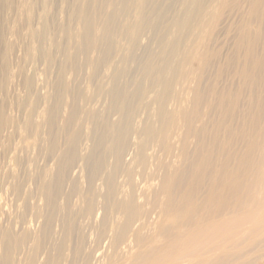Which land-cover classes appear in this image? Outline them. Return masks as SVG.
Masks as SVG:
<instances>
[{
  "label": "bare ground",
  "instance_id": "6f19581e",
  "mask_svg": "<svg viewBox=\"0 0 264 264\" xmlns=\"http://www.w3.org/2000/svg\"><path fill=\"white\" fill-rule=\"evenodd\" d=\"M245 1H246L245 4L248 3V4H251V6H252L251 13H249V15L252 18L251 17L248 18L249 17L248 16L243 22H241L243 25L240 29L241 30V38H239V40H238V46L243 47L245 49L244 50L245 51L244 52L245 60H244V63L241 64V67L238 70V73H239L238 78L240 76L241 80L244 84V87H247L249 89L248 91L250 94L251 101L249 99L250 103H249L248 109H249L250 117L248 118L247 117L248 114H247L246 116L242 115L244 118H239V119H241L240 121H242V123H241L242 127L240 126V128L238 127V129L242 128V131L238 130V132H240V134L237 133L238 135H240L239 137L242 139V141H244V146H245V150H246L244 152L240 151L241 152L240 153V152H237L236 150H233L234 148L232 149L229 147L231 145L229 140L231 141V138H234V136L233 137L231 136V135H233V129L232 128L231 129L226 128L227 133L225 132L226 134H224V136H226V137H224L225 139L221 138V136H222L221 134L224 132L222 130H221L222 132L220 131L221 127L223 128V126L225 125L226 122H228V121L232 122L233 120L236 119L234 117V115H232V113H229V112H231V110H233L232 109L233 106L228 105L230 103L225 102L226 95H225V100H224V97L222 96L223 93L220 95H219V93L215 94L216 96L218 95L221 98L220 103H218V104H220L221 110L223 112V114L221 112V118L218 121L215 120L216 123L213 120H210L209 118H207L205 115H203V116L200 115L201 102L205 96V93L203 91H201L198 87H197L198 89L196 92L193 90V93L195 92V96H194V99L192 100L193 103H192V108H190V110H186L188 108H186V109L183 108L184 110L180 109L176 112L175 111L174 112H168L164 108L165 107L164 103L169 98L168 93H169V88H170L171 83H172V81L166 77V74L169 72V70L171 68L174 67V63H175L174 60L173 61L171 60V58L168 59L167 56L173 54L175 52L176 48H178L177 46H178V42L180 40L177 39V35L178 34L181 35L183 33V31L186 29L187 25H186L185 21L189 20L188 19V17H189L188 13H190V15L191 14L198 15L199 13L201 14V12L203 11L204 4H205L204 0H181V2H180L181 7L185 10V13L188 14L187 18H186V16L184 17L185 14L182 13V15H180L179 17H176L174 20H172L171 24L162 23L161 24L162 30L155 29L157 34L154 33L153 34L154 37H152V38L156 39L159 46L161 47V52H160V55L158 56L159 62L157 64H154L151 61H147L148 62L147 65L145 64L142 71H140L141 76L140 77L138 76L139 79L136 76L134 77L133 75H132L133 77H131V74H130L131 72L128 71L127 74H124L122 70H120V69L118 70V68L116 67L113 70L112 74L110 75L107 85H103L100 81H98L97 85L95 83V85L98 86V92L97 93H98L99 97L97 96V98H100V97L105 98L104 101H106V100L107 101L105 102L106 105H105V103H103L105 107L104 106H102L103 108L101 107V109H103V110H98V111L94 110L87 115L88 117L85 118L84 123L87 122L89 128L87 129L88 131H86V133H84V134H82L80 132V130H78L79 128L76 129L75 131L73 129L70 132H68L70 130L69 129L70 126L73 124L72 123L73 120H71V118L74 117L72 115L73 110H71V112L69 113L68 118H66L63 122H60V123H62L61 124L62 126L56 127L55 119H57V118L54 117V114L56 113V111H54L55 109L53 107L55 106V103H57V102L60 103L62 101V98L65 97L64 88H63L60 80L56 79V81H55V79H54L53 82H51L52 80L50 82H48L47 80H44V83H43L45 85L44 89H46V87L47 88L51 87V90H52V94L51 95L48 94L45 97H39V95L36 94V92H38V90L42 91V89H43V86L41 84L42 79H40L41 80L40 81L38 78V80L41 83L36 82L37 85L35 84L36 85L35 87H34L33 82H35L37 80V77H34V75H33V77H34L35 81H33L32 78H27L28 76L23 78V81L21 80L23 82L24 92H25V95L27 97H30L32 99L34 98L36 102L38 101V103L41 99L44 98L43 100L46 102L47 107L49 105V102L52 99L54 100V102H52L53 105H51V103H50L51 106L49 105L48 109L42 110V112L44 111L43 114L40 112L42 116L47 115V120L45 122V126L47 127V131H46L47 132V134H46L47 140L46 139L45 140H46L47 145H49L48 149L45 148V149H47V151H49V152L46 151L47 152L46 155L48 156V158L45 159L44 162L42 160L43 158L41 160L44 164H45V161H47V163L49 161H51L52 162L51 166H53V167L50 166L51 168H49L48 167L49 165L45 166V165H47V164H45L44 167L42 169H40V166L38 165L39 163L37 164L36 161L34 162V160H33L32 163H35L34 164L35 167H36V165H38L39 169H37L38 167H36V170L34 169L33 173L31 174V173H29V172H31V170L26 167V169L30 170L29 172L26 171V173L30 174L29 177L26 176V178H28V181H31V183H34L33 184L34 185V191H32V192L28 191L27 194L25 192V195L23 192V186H25L24 184L26 181H24L22 183V180L24 178H21L22 179L21 181L19 179V176L14 177L12 181L10 180L11 179L10 177H9L10 179L7 178L9 181H11V184L10 185L7 184V185L10 186L8 191L14 197V201H15L14 204L17 203L18 201H20L22 203L23 209L20 208L21 206L19 205L20 207L18 208V210L21 209L22 212L21 213L19 212L20 214L18 216L14 217L15 219L13 221L9 220L11 222L9 223L8 226L0 227V247H1V252H2V253L0 252V254H1L0 255V264H12V258H13L12 253L15 252L17 248H19V250H18V252H19L21 248L25 249V248H27V246L30 248V249L27 248V249H29L27 251H30V254H29L30 257H28V261H27L28 263L27 264H33L34 260L37 261L35 259V256H37L36 251L42 250V249L43 250H49V251L52 250V252H56V256L54 258H53V256L51 257L50 254L47 256H44L41 253L42 256L46 257V260L44 261L43 264H56V262L59 261V254H60L61 249H62L61 246L62 245L64 246V243L62 244V242H63V240H65V237H62V239L59 240L58 242L54 240L56 242V243H54V241H53L54 237L52 235V234H54V233H52V225H53V222L56 218H59V220L61 221L62 217L64 216L65 212L67 211V209H66L67 193L65 194L64 189H65V186L67 187V185L75 183V181H73L72 177L75 174L76 175L79 174L80 164H81V168L84 169V173L86 174L87 185H88V187H86V189L87 188L88 189H87L85 196H84L85 202H86V204H85L86 206L83 210L84 214L89 215V216H91V215L93 216V214H94V208H96V207H94L95 206L94 204H96L95 203V197L97 198V196L95 193L96 191L94 192L93 185L95 186V184H93V183L98 181L99 183H97V185L101 184L100 186L99 185L98 186L103 187L102 190H104L103 194H101L99 192L97 194L98 198L101 197V199H99L97 201L100 202V200H102V202L98 206V209L102 210L101 212H103V217H102L103 219H101L102 221L100 224L105 226L106 221L108 220V217H111V216H120L121 218L123 217V223L122 224L120 223L121 225L119 226L117 232H116V229H117L118 225L116 226L115 234H113L114 236L112 238V245L111 246L116 247L122 241V239L126 236V233L128 232V230L131 228L132 221L136 220V217L138 216V214H140L141 211H144L147 207H151V206H156V208L158 209L157 210L158 211L157 212V216H158L157 218H159V220H160L158 222L159 224L155 223L157 220L156 217L151 218L153 220L156 219L154 223L158 224L157 225L158 226L157 227V229H158L157 234H155V235L153 234L154 237L151 236V239H150V237L148 238L151 240V241L148 240L150 243L149 249L147 251L139 252L138 259L142 260V262H140L139 264H214L215 263L214 261L215 260L217 261L221 257V256L218 257V255L221 252L231 250V249H238L240 246V242L242 240L244 241V239L246 237H247L246 239L247 240L249 239V241L250 240L252 241L254 239L256 240V239H258V237H259V239L261 237V239L264 240V53L263 54L257 53L258 48H261L262 52H264V20H263V15H262L264 13V0H245ZM205 2H206V0H205ZM215 3H216V1H215ZM3 5H4V0H0V29H1V13L3 11ZM140 10H141V13L143 12V16L140 17L137 24L134 25V26L138 27L139 33H141L142 30H144V26L147 22V19L144 16V12L146 10V7L144 8L141 5ZM207 11L208 10H206L205 12H207ZM211 11H212V9H211ZM204 13H202V14L204 15ZM246 13H247V11H246ZM205 15H206V13H205ZM205 15H204V17H205ZM134 18H136V17H134ZM198 21H200V20L198 19ZM195 22L197 23V21H195ZM193 24H194V22H193ZM194 26H195V24H194ZM202 28H204V26ZM202 28H200V31L202 30ZM203 30H207L206 27ZM203 30L201 32H203ZM172 31H175V35L173 37H171L170 40H168L169 42L167 41L168 43H165V41H166L165 37L167 35H170V32H172ZM195 31H197V30H195ZM187 34H189V33H187ZM84 35L86 38H87V35L91 36L89 38L90 40L99 39V38H95L87 30L86 31L84 30ZM181 36H183V35H181ZM191 38L192 37H190V39ZM196 39H198V38L196 37ZM3 40L4 39L2 38V34L0 32V96H2V97L4 96V93H5L6 80L8 79V75L10 74L8 72L10 62H9V59H7V56H6L4 49H3V42H4ZM196 43H194V44H196ZM198 43H199V41H198ZM91 44L94 45V42H91V43H89V45H87V46L84 45L85 47H82L81 50H82V52H84L83 54H85V52L88 49H90V47H92ZM247 45H248V47H247ZM135 48H136V45L130 51L132 63L134 61L133 59L136 56V55L134 56V54H133V50L135 51ZM141 48H143V46ZM205 48H206V46H205ZM199 49H202V48L201 47L197 48L196 51H198ZM144 50H145L143 52L144 56L147 55L149 58H151L152 54L150 53L151 52L150 49H144ZM203 50H202V52H203ZM207 50H206V55H207ZM182 51H183V49H182ZM109 53H110L109 51H106L105 54L103 55L102 59H98V57H97V62L95 60L96 63H94V64L91 63V64H93V65H91V67H92L91 68L92 69V74H91L92 79H95V77L97 75L96 73L98 71V67L101 64L104 65L105 62H107L106 60L108 57H106V56ZM198 54H199V51H198ZM206 55L204 57H206ZM104 56L106 57V59H104ZM144 56L143 57L141 56L142 58H139V57L135 58L134 64L137 66V64L142 62V59H144ZM180 56H178V58ZM258 57H259V59H258ZM178 58H176V59H178ZM189 58L191 59V57H189ZM172 62H174V63L172 64ZM181 62H183V61L181 60ZM112 64H113V61H112ZM140 64H142V63H140ZM158 64H160V66ZM161 64H163V66H161ZM136 71H138V70H136ZM105 74H106V72H105ZM178 76H179V74H178ZM173 77H175V76H173ZM20 79H22V77ZM176 79L177 78H175V80ZM191 81H189L187 83H190ZM193 81L195 83L194 79H193ZM9 83H10V81H9ZM9 83H8V85H9ZM15 83H16V81H15ZM182 84H183V82H182ZM243 84L241 83V85H243ZM183 85H185V83ZM241 85H240V87H242ZM189 86H192V85H188L187 87H189ZM150 87L157 89V92H156L157 94L154 97V102L156 103L157 109H156V112L152 115L147 113L148 115L145 117V120H143V121L140 120L141 122L138 124V122L136 123V117H137L138 112L141 109H143L144 112H145V110L147 111L148 103H146L145 100H147L146 99L147 92L149 93L148 89ZM60 90H63L62 95H59ZM49 91L50 90H48V92ZM154 91H155V89H154ZM187 91H189V90H187ZM45 92H47V91H45ZM210 92L212 94V91H210ZM237 92H239V91H237ZM240 92H241V90H240ZM237 94H239V93H237ZM150 95H153V94H150ZM189 95H191V92L189 93ZM41 96H44V94ZM58 96H60L61 99ZM233 96H236V94H234ZM148 97H151V96L148 95ZM247 97H246V99H247ZM233 98H231V100ZM63 99H65V98H63ZM179 99L181 100V98H179ZM172 100H174V99H172ZM187 100L189 101V97L187 99H185L186 102H187ZM206 100H207V98H206ZM246 101H248V99ZM41 102H42V104H44L43 101H41ZM62 102H64V101H62ZM62 102H61V105H62ZM148 102H150V101H148ZM170 102L173 103L174 101L173 102L170 101ZM212 102L210 101L211 104H212ZM31 103H30V105H31ZM25 104H27V103L25 102ZM204 104H206V103L204 102ZM17 105H20V102ZM58 105H57V107H58ZM170 105H172V104H169L168 106H170ZM208 105H209V103H208ZM34 106H33V108H34ZM234 106H235V104H234ZM44 107H45V105H44ZM66 107H64V108H66ZM99 107H100V105H99ZM210 107H212V105ZM217 107H219V106H217ZM237 107H238V105H237ZM35 108H36V106H35ZM37 108H38V106H37ZM152 108H154L153 105H152ZM29 110H31V109H29ZM38 110H40V109H38ZM154 110H152V111H154ZM204 110H205V108H204ZM228 110H229V112H227ZM234 110H236V109L234 108ZM17 111H16V113H17ZM25 111H24V113H25ZM34 112H37V111L35 110ZM210 112H211V110H210ZM214 112H215V110H214ZM217 112H218V110H217ZM40 113H38V114H40ZM36 114H34V115L36 116ZM4 115L5 114H4V110H3V103H0V133L3 129L7 128V127H5L6 124H9L8 120H6ZM19 115H21V114H19ZM142 115H141V117H143ZM24 116L26 118V125L25 126L28 127L30 117L32 116V112H28V113L26 112V115H24ZM37 116H40V115H37ZM212 116H213V114H212ZM113 117H115V119ZM218 117H215V118L217 119ZM21 118H23V117H21ZM44 118H45V116H44ZM195 119H199L200 124H202L201 126L199 124H197L198 126H200V128H196V124H195L196 120ZM211 119H213V118H211ZM23 120H25V119H23ZM38 120H36V121H38ZM60 120H57V121H60ZM38 122H40V121H38ZM10 123H12V122H10ZM14 123H16V122H14ZM237 123H238V121H237ZM18 124H20V123H18ZM34 124L36 125V123H34ZM41 124L42 123H40V125ZM210 124H211V126H209ZM10 125H12V124H10ZM21 125H23V124H21ZM67 126H69V128L66 132ZM213 126H214V129H213ZM171 127H173V129H177V128L178 129L181 128V130L183 129L182 131L184 132V135H185L183 137L181 143H180L178 160L173 161L174 158L172 157L170 161H168L167 159H166L167 161H162L161 159H160L161 160L160 161V160H158L160 158L159 155H161L159 153H161V152L169 153L170 152L171 146L169 147L170 144L167 143V141H168V135H169V128H171ZM18 128H20V127H18ZM31 129H32V127H31ZM31 129L29 128V130H31ZM173 129H171V130L173 131ZM42 131H44V129ZM20 132L22 133L23 131H20ZM37 132L41 133L40 131H37ZM84 132H85V130H84ZM174 132H177V130H175ZM170 134H172V133H170ZM20 135H18V138H20L22 136V135L21 136ZM35 135H37V133ZM35 135H33V136L36 137ZM61 135L62 136L64 135L63 137L65 139V147L63 146L64 147V148L62 147L63 150L61 152L60 151L58 152V150L56 148V142H58L57 140L59 139V136H61ZM238 135H236V137ZM0 136H2V135H0ZM28 136H30L29 133H28ZM4 137H6V136H4ZM42 137H44V134ZM171 137H173V135ZM188 137H193V139L196 141V144L194 143L195 147L193 148L192 151H189L192 148L189 149V145L187 142L190 139ZM7 138H9V137H7ZM12 138H9V139L12 140ZM5 139H4V141H5ZM84 139L87 142H89L87 144H88V146H90L85 151L83 150L82 147H80L81 142ZM18 140H20V139H18ZM26 140H27V138H26ZM28 140H30V139L28 138ZM37 140H39V139H36V142H38ZM42 140H44V139H42ZM4 141L2 140L3 143H5ZM22 141H24V140H22ZM33 141L35 142L34 139H33ZM236 141H238V140L236 139ZM61 142H64V140ZM232 142H233V140H232ZM26 143L27 142H25V144ZM44 143H45V141H44ZM44 143H42V144H44ZM189 143H191V142H189ZM17 144H16V149H17ZM21 144H22V142H21ZM87 144H86V146H87ZM32 145L36 146L34 143ZM34 146H33V149H35ZM57 146H58V144H57ZM191 146L193 147V145H191ZM2 147H3V145H2ZM40 147H42V146H40ZM58 147H60V146H58ZM20 148L21 147L19 146V149ZM26 148L28 149V147H26ZM7 149L8 148L6 147V150ZM239 149H241V148L239 147ZM13 150H14V148H13ZM40 150H41V148H40ZM148 150L151 151V154H147ZM237 150H238V148H237ZM11 151H12V149H11ZM28 151H29V149H28ZM31 151H33V150H31ZM43 151H45L44 148H43ZM150 151H148V152H150ZM17 153L18 152L16 151V153H14V154H17ZM21 153L18 154L19 157L21 156ZM39 153H40V151H39ZM39 153H37V154H39ZM42 153H44V152H42ZM147 155L148 156L150 155V158ZM37 156H39V155H37ZM43 156L46 157L44 154H43ZM10 157L12 158V156H10ZM13 157H14V155H13ZM15 157H16V155H15ZM35 157H33V158H35ZM7 158H9V157H7ZM21 158H22V156H21ZM148 158L153 160V161H150L151 163L155 162V164L153 163L154 166L150 165L152 168H154L153 172H151L152 170H151V167L149 166V163H148V166L146 165ZM25 159H26V157H25ZM2 160H3V158H2ZM12 160H13V158H12ZM6 161H7V159H6ZM13 161H15V162H13ZM13 161L11 164L15 163L14 164L15 166H19L20 160H13ZM127 161H129V164H130V162L132 164V162L136 161L135 166H137V169H138V167H140V168H145V166H147L148 168L150 167L149 169L151 170L150 171L151 173H149L148 172L149 170L147 169L148 170L147 173L149 175V178H150V175L153 173L152 177H151L152 178L151 181H154L153 183H155V187L150 192L149 195L144 196V199H146V197L149 196V198H148L149 202L147 201L148 206L145 208H144V205H139L137 203V200H136L137 194L135 196V193L133 192V190H135L134 188H133V190H130L129 188H131V187L129 186V188H128L129 191L127 190L128 192H126V193L124 192L126 190L124 188L125 190H123V194L120 191L121 189L120 188L118 189V183L119 182H116V177L119 173L125 174L127 179L130 178V171L128 170L130 165L129 166L126 165ZM28 162H30V161H28ZM3 163H2V165H3ZM21 164H22V161H21ZM34 165H33L32 169L35 168ZM10 166H12V165H10ZM1 167L3 168V166H1ZM18 168L19 167H17V169ZM3 169H2V172L4 171ZM7 169H8V166H7ZM12 169H13V167H12ZM12 169H11V171H12ZM137 169H136V172L137 171L140 172V170H137ZM5 172H6V169H5ZM5 172H4V174H6ZM8 173H9V171H8ZM23 173H25V172L23 171ZM71 173L72 174L74 173L73 176ZM80 173H82V171H80ZM6 175H8V174H6ZM80 175H82V174H80ZM139 175H140V173H139ZM22 176H23V174H22ZM83 176H85V175H83ZM120 176H122V175H120ZM70 177L72 178V180ZM141 177H143V176H141ZM146 177H147V175H146ZM4 178H2V180ZM83 178L84 177H82V179ZM121 178H118L119 181ZM144 178H145V176H144ZM125 179H123L122 181H124ZM141 180L142 179H140V181ZM143 180H145V179H143ZM125 181H126L125 183L128 182L127 180H125ZM151 181H150V184L152 183ZM7 183H8V181H7ZM31 183H29V184H31ZM150 184L148 183L149 187L146 186V187H148V189L150 187L154 186V184L152 186H150ZM33 185H31V186H33ZM79 185L83 186L82 183H79ZM137 185H139V184H137ZM141 186L139 185L137 187H141ZM29 187H30V185H29ZM29 187H27V185H26V188H29ZM146 187H144V188H146ZM83 188L85 189V186ZM30 189H33V188L31 187ZM78 189H81V188H78ZM146 189H142V190H144V194L147 193V192H145ZM148 189H147V191H148ZM6 190H7V188H6ZM6 190H4V191H6ZM142 190H141V192H142ZM77 191H79V190H77ZM0 192H1V190H0ZM1 194L3 195V193H1ZM5 196H6V194H5ZM8 196H10V195H8ZM75 196H76V194H75ZM79 196H81V194ZM79 196H77V197H79ZM10 198H8V200ZM1 200H2V198H1ZM9 201H11V200H9ZM139 201H140V199L138 200V202ZM2 202H3V200H2ZM11 202H13V201H11ZM20 202H19V204H21ZM30 202L33 204L31 205ZM9 204L5 203V205L12 206ZM8 206H7V208H8ZM15 206H16V204H15ZM11 209H12V207H10V210ZM18 210H16V213ZM7 212H9V210ZM5 214H6V210L4 209L3 205H1V203H0V216H3V218H4ZM27 216L31 217L29 220L32 219V223L34 224V226H36L35 230H33V231L32 230L30 231L29 229L26 228V225L30 226V225L26 224V222L24 220V218ZM11 218H13V217L11 216ZM110 219H112V217ZM149 219H148V221H151ZM116 221H118V220H116ZM116 221H114V222H116ZM145 221H147V220H145ZM145 221H143V224L140 223V224H142L141 229L144 228V222ZM30 223H31V221H30ZM151 223H153V222H150V226H151ZM138 225L139 224L137 222L135 226H138ZM109 227L111 228V226H109ZM109 227H106V228L108 229ZM54 228H56V227H54ZM114 228L115 227L113 226V228H111V229L114 230ZM152 228L149 227L148 230L149 229L152 230ZM57 229L58 228H56V230ZM112 233H114V232H112ZM56 234H57V232H56ZM59 238H60V236L58 237V239ZM135 238H137L136 240H138L140 242L143 240L138 235V233L135 234ZM146 239H145L146 242L144 241L143 244L148 242ZM77 244H79V243L75 244L76 246L74 248V253H73L75 256L76 255L79 256L78 251L80 250V245H81L80 244L79 246H77ZM250 245H252V243ZM127 249H128V247H127ZM63 250H65V249L63 248ZM24 251H26V250H24ZM66 252L67 251L65 250L64 254H66ZM19 253H21V251ZM19 253L17 255H19ZM22 253L20 255L24 256L25 252L23 254ZM38 253H39V251H38ZM126 253L128 254V252H126ZM39 255H40V253H39ZM68 255L70 257V254H68ZM68 255L66 256L67 258H68ZM15 256L16 255H14V257ZM75 256H74V258H75ZM63 257L66 258L65 256H63ZM19 259H18V261H19ZM60 259H63V258L60 257ZM40 260L41 259H39V261ZM43 260H41V261H43ZM139 260H137L133 264H138L137 262ZM65 261L67 262L70 260L65 259ZM74 262H76V261L74 260ZM36 263H38V262H36ZM70 263H71V261H70ZM76 263H74V264H76ZM39 264H40V262H39Z\"/></svg>",
  "mask_w": 264,
  "mask_h": 264
},
{
  "label": "rangeland",
  "instance_id": "374dc122",
  "mask_svg": "<svg viewBox=\"0 0 264 264\" xmlns=\"http://www.w3.org/2000/svg\"><path fill=\"white\" fill-rule=\"evenodd\" d=\"M215 1H216V3H215ZM180 2H181V0H4L3 11L1 13V29H0L1 31L0 32L2 34V38L4 39L3 40L4 41L3 42V49H4V52L7 56V59H9V62H10L9 68H8V70H9L8 72L10 74L8 75V79L6 80V88H5L4 96L3 97L0 96L1 97L0 103H3V110H4V114H5L4 116H5L6 120H8V122H9V124H6V126H5L7 128L4 127L5 129H3L0 133V135H2V136H0V139H1L0 140L1 141L0 142V145H1L0 149L2 148L0 150V152H1L0 153V174H1L0 175V187H1L0 188V190H1L0 195L2 196V197L0 196V203H1V205H3L4 209L6 210V214L4 215V218H3V216H0V227L8 226L9 223L15 219L14 217L18 216L22 212L21 209L18 210V208L20 206H21L20 208H22V203L20 201H18L17 203H15L17 206L16 207L14 204V202H15L14 197L8 191V189L10 187L8 185L11 184V181L13 180V178L19 176L20 181L22 180L21 178H24L22 180V183L24 181H26L24 184L25 186H23V192L25 195V192L27 194L28 191L29 192L34 191V185H33L34 183H31V181H28V178H26V176L29 177V175H30L29 173L32 174L34 169L36 170V167H38L37 169H39V166H40V169H42L45 164H47L45 166L49 165L48 166L49 168L53 167V166H51L52 165L51 161H49L48 163H47V161H45V164L43 163L44 160L48 158V156L46 154H47V152H49V151H47L49 145H47V143H46L47 127L45 126V122L47 120V115H44L45 116V118H44V116H42L41 113L42 114L44 113V111L42 112V110H44V109L46 110L49 108L50 103H51V105H53L52 102H54V100L52 99L49 102V105L47 107L46 102L43 100L44 98L41 99L38 103V101L36 102L34 98L32 99L30 97H27L25 95V92H24V85L22 82L23 78L28 76L27 78H32V80L35 81L34 77H37V80L35 82H33L34 87L37 85L36 82L39 83L41 81L40 79H42V83L41 82L40 83L42 84L43 89H42V91L38 90V92H36V94H38L39 97H45L48 94H50V95L52 94L51 87L50 88L46 87V89H44V86H45L43 84L44 80H47L48 82H50L51 80H52L51 82H53L54 79H55V81H56V79L60 80V82L64 88L65 97H63V98H65V99L62 98V101H64V102L61 101L62 105H61V102L60 103L57 102V103H55V106L53 107L55 109L54 111H56V113L54 114V117L57 118V119H55L56 127H61L62 123H60V122H63L66 118H68L69 113L71 112V110H73L72 115L74 117L71 118V120H73V122H72L73 124L71 126L69 125L70 128H69V126H67L66 132H67L68 128L70 129L68 132H70L73 129L75 131L76 129L79 128L78 130H80V132L82 134H84V133H86V131H88L87 129L89 128L88 123L87 122H85L86 124L84 123L85 118L88 117L87 115L94 110L95 111L103 110V109H101V107L104 106L103 103H105L107 101V100L104 101L105 98H101V97H100L101 99L97 98L98 86H96V85H97L98 81H100L103 85H107V83L109 81V77L116 67L118 68V70L119 69L122 70L124 74H127L129 71V72H131L130 73L131 77L136 76L138 78V76L139 77L141 76L140 71H142L145 64L147 65V63H148L147 61H151L152 63L157 64L159 62L158 56L160 55L161 47L159 46L156 39L152 38V37H154L153 36L154 33L157 34L155 29L162 30V27H161L162 23L171 24V21L174 20L176 17H179L180 15H182V13L185 14L184 17L186 16V18H187V15L189 14L188 15L189 20L185 21L187 27L183 31V33L181 34L183 36H181L179 34H178L179 36L177 35V39H179L180 41L178 40L179 41L178 46H177L178 48H176L175 52L177 50L178 51L176 53L174 52L175 53V54L173 53L174 55L171 54V55L167 56L168 59L171 58L172 61L174 60L175 63L172 62V64L174 63V67L171 68L169 70V72L166 74V77L168 79H170L172 81V83H171V86L169 88V93H168L169 98L165 101V103H164L165 107L164 108L168 112H174V111L176 112V111L183 109V108L184 109L188 108L186 110H190V108H192V103H193L192 100L194 99L195 92L199 88L201 91H203L205 93V96L201 102L200 115H202V116L205 115L207 118H209L210 120H213L215 122V120L218 121L221 118V112H222L220 104H218V103H220L221 98L218 95L216 96L215 94L219 93V95H220L223 93L222 96L224 97V100H225V95H226L225 102L230 103L228 105L233 106V107L231 106L233 110H231V112H229V110H228L227 112L232 113V115H234V117L236 119L233 120L232 122H230V121L226 122L225 125L223 126V128L221 127L220 131L221 130L224 131L221 134L222 135L221 138L226 137V136H224V134L227 133V129L232 128L233 129V135H231V136L232 137L234 136V138H231V141L229 140V142L231 144V145L229 144L230 145L229 147L232 149L234 148L233 150H236L237 152L246 151L245 146H244V141H242V139L239 137L240 135H238V134H240V132H238V130L242 131V128L238 129V127L239 128H240V126L242 127V125H241L242 121H240L241 119H239V118H244L243 116H246L247 114H248L247 117L248 118L250 117L248 106L250 103L249 99L251 101V98H250V94L248 91L249 89L247 87H244V84L241 80V77L239 76V78H238V75H239L238 70L241 67V64H243L244 60H245V54H244L245 49L243 47L238 46V40H239V38H241V30L240 29L243 25L241 22H243L248 16H249L248 18L251 17L249 15V13H251L252 6H251V4H248V3L245 4L246 3L245 0H220V1L219 0H206L207 3L204 0V3H205L204 7L205 8L203 7V11L201 12V14L200 13L198 15L191 14L192 15L191 16L190 13H188V14L185 13V10L181 7ZM141 5L144 8L146 7V10L144 12V16L146 17L147 22L144 26V30H142V32L139 33L138 27L134 26V25L137 24L139 18L143 16V12L141 13V10H140ZM211 9H212V11H211ZM206 10H208L207 11L208 13L205 12ZM246 11H247V13H246ZM204 12L206 13V15ZM202 13H204L205 17ZM262 15H263V20H264V13ZM134 17H136V18H134ZM198 19L200 21H198ZM195 21H197V23ZM193 22H194L195 26H194ZM202 25L204 26V28L206 27L207 30H203L204 28H202L203 27ZM200 28H202L203 32H201L202 30L200 31ZM84 30L89 31L91 33V35H93L95 38H99V39L90 40L89 38L91 36H88V35L86 38L84 35ZM195 30H197V31H195ZM187 33H189V34H187ZM174 35H175V31L170 32V35H167L165 37V40H166L165 43H168L169 42L168 40H170V38L173 37ZM190 37H192V38L190 39ZM196 37L198 39H196ZM198 41H199V43H198ZM91 42H94V45L91 44L92 47H90V49H88L85 52V54H83L84 52H82V50H81L82 47H85L84 45H86V46L89 45V43H91ZM193 42L194 43L197 42V43L194 44ZM135 45H136L135 51L133 50L134 56L136 55L135 58H138V57L142 58L144 56V54H143V52L145 51L144 49H150L151 52L150 51L149 52L152 54L151 58H149L147 55H145L146 57L144 56V59H142V62H140L142 64H140V63H139L140 65L137 64V66L139 65L138 67L134 64L135 58L133 59L134 61L132 63V59H131V55H130V51ZM142 46H143V48H141ZM205 46L208 50L205 48ZM200 47L202 49L198 50L199 51V54H198V51H196V50H197V48H200ZM247 47H248V45H247ZM182 49H183V51H182ZM202 50H203V52H202ZM206 50H207V55H206ZM106 51L110 52L108 54L109 56L108 55L106 56V57H108L106 60L107 62H105L104 65L101 64L98 67V71L96 73L97 75L95 77L96 80L92 79V75H91L92 74V69H91L92 67H91V65H93L94 63L97 62V57H98V59H102V57ZM257 51H258L257 53H260V54L264 53V52H262L261 48H258ZM205 55H206V57H204ZM178 56H180L181 58L180 57L178 58ZM188 56L191 57V59ZM106 57L104 56V59H106ZM259 57H258V59H259ZM176 58H178V59H176ZM95 60H96V62H95ZM181 60L183 62H181ZM112 61H113V64H112ZM91 63H93V64H91ZM158 65L160 66V64H158ZM161 66H163V64H161ZM136 70H138V71H136ZM105 72H106V74H105ZM178 74H179V76H178ZM33 75H34V77H33ZM173 76H175V77H173ZM21 77H22V79H20ZM38 78L40 81L38 80ZM175 78H177V79L175 80ZM193 79L195 80V83H194ZM188 80L189 81L192 80V81L190 83H187V82H189ZM9 81H10V83H9ZM15 81H16V83H15ZM7 82L9 83V85ZM182 82H183V84L185 83V85H183ZM95 83H96V85H95ZM241 83L243 85H241ZM188 85H192V86L187 87ZM240 85L242 87H240ZM150 88L148 89L149 93L147 92V97H146L147 100H145L146 103H148L147 111L145 110V112H144V110L141 109L138 112L139 115L137 114V117H136V123L138 122V124L141 122L140 120H142V121L145 120V117L148 114L152 115L156 112L157 106H156V103L154 102V97L157 94L156 93L157 89L152 88V87H150ZM47 89L50 91L48 92ZM154 89H155V91H154ZM239 89L241 90V92ZM44 90L47 92H45ZM187 90H189V91H187ZM193 90L195 91L194 93H193ZM210 91H212V94ZM237 91H239V92H237ZM190 92H191V95H189ZM237 93H239V94H237ZM43 94H44V96H41ZM62 94H63V90H60L59 95H62ZM150 94H153V95H150ZM234 94H236V96H233ZM148 95L151 97H148ZM58 97L60 98V96H58ZM183 97L185 99H187L189 97V101L187 100V102H186ZM246 97H247L248 101H246L247 100ZM179 98H181V100ZM206 98H207V100H206ZM231 98H233V99L231 100ZM172 99H174V100H172ZM41 101H43L44 104H42ZM148 101H150V102H148ZM170 101H172V102L174 101V102L171 103ZM210 101L211 102L213 101L212 104L210 103ZM19 102H20V105H17ZM25 102L27 104H25ZM204 102L206 104H204ZM30 103L32 106L30 105ZM208 103H209V105H208ZM33 104L36 106V108ZM169 104H172L173 106L172 105L168 106ZM234 104H235V106H234ZM44 105H45V107H44ZM57 105H58V107H57ZM99 105H100V107H99ZM105 105H106V103H105ZM152 105L154 108H152ZM211 105H212V107H210ZM237 105H238V107H237ZM33 106H34V108H33ZM37 106H38V108H37ZM217 106H219L220 108ZM64 107H66V108H64ZM204 108H205V110H204ZM234 108L236 110H234ZM29 109H31V110H29ZM38 109H40V110H38ZM15 110L16 111L18 110L17 113L18 112L19 113L17 114ZM35 110L37 112H34ZM152 110H154V111H152ZM210 110H211V112H210ZM214 110H215V112H214ZM217 110H218V112H217ZM24 111H25V113H24ZM26 112L27 113L32 112V116L30 117L28 127L25 126L26 125V118L24 115H26ZM38 113H40V114H38ZM19 114H21V115H19ZM34 114H36V116ZM212 114H213V116H212ZM222 114H223V112H222ZM37 115H40V116H37ZM141 115L143 117H141ZM21 117H23V118H21ZM215 117H218V118L216 119ZM113 118L115 119V117H113ZM211 118H213V119H211ZM21 119L22 120L25 119V120L22 121ZM36 120H38L40 122H38ZM57 120H60V121H57ZM195 120H196L195 121L196 122L195 123L196 128H200V126L202 124H200L199 119H195ZM237 121H238V123H237ZM10 122H12V123H10ZM14 122H16V123H14ZM18 123H20V124H18ZM34 123H36V125ZM40 123H42V124L40 125ZM10 124H12V125H10ZM21 124H23L24 126ZM197 124H199L200 126H198ZM209 126H211V124ZM214 126H213V129H214ZM18 127H20V128H18ZM31 127H32V129H31ZM29 128L31 130H29ZM43 129H44V131H42ZM171 129H173V127L169 128V135H168V141H167V143L170 144V145L168 144L169 147L171 146L170 152L169 153H164V152L159 153L161 155H159L160 158L158 160L161 159L162 161H167V160L170 161L172 157L174 158L173 161L178 160L180 143H181V141L185 135H184V132L182 131L183 129L181 130V128L173 129V131ZM84 130H85V132H84ZM175 130H177V132H174ZM20 131H23V132L21 133ZM37 131H40L41 133H39ZM27 132L29 133L30 136H28ZM35 132L37 133V135H35L36 134ZM170 133H172V134H170ZM43 134H44V137H42ZM18 135H20L21 137L19 136L20 138H18ZM33 135H35L36 137H34ZM172 135H173V137H171ZM236 135H238V136L236 137ZM4 136H6V137H4ZM63 136L62 135L59 136L60 140L58 139L57 140L58 142H56V148H57L58 152L59 151L61 152L63 150L62 149L63 146L65 147V139ZM7 137H9V138L13 137V138L11 140ZM26 138H27V140H26ZM28 138L30 140H28ZM188 138L190 139L187 142L189 145V149L192 148L189 151H192L193 148L195 147L194 143L196 144V141L193 139V137H188ZM235 138L238 141H236ZM4 139H5V141H4ZM18 139H20L21 141ZM33 139L35 140V142L33 141ZM36 139H39L40 141L37 140L38 142H36ZM42 139H44V140H42ZM62 139L64 140V142H61V141H63ZM2 140L7 145L5 143H3ZM22 140H24V141H22ZM232 140H233V142H232ZM44 141H45V143H44ZM83 141L81 142L82 146L80 145V147H82L83 150L85 151L90 146H88V144H87L89 142H87L86 140L84 142ZM21 142H22V144H21ZM25 142H27V143L25 144ZM41 142L44 144H42ZM189 142H191V143L193 142V143L191 144ZM33 143L36 146L32 145ZM85 143L87 144V146ZM16 144H17V149H16ZM57 144L60 147H58ZM190 144L193 145V147ZM2 145H3V147H2ZM19 146L21 147L20 149H19ZM33 146L35 149H33ZM40 146H42V147H40ZM6 147L8 148L7 150H6ZM26 147H28L29 151ZM239 147L241 149H239ZM13 148H14V150H13ZM40 148H41V150H40ZM43 148L45 151H43ZM45 148H47V149H45ZM237 148H238V150H237ZM11 149H12V151H11ZM31 150H33V151H31ZM16 151L18 153L14 154V153H16ZM39 151H40V153H39ZM148 151H150V150H148ZM148 151H147V154H151V151L150 152H148ZM42 152H44V153H42ZM20 153H21V156L23 159L21 158V156L19 157L18 154H20ZM37 153H39V154H37ZM12 154L14 155V157ZM36 154L39 156H37ZM43 154L46 157H44ZM15 155H16V157H15ZM10 156H12L13 160H20L19 166H15L14 165L15 163L11 164L13 160ZM32 156L33 157L36 156V157L33 158ZM7 157H9V158H7ZM25 157H26V159H25ZM148 157L150 158V155ZM2 158L4 161L2 160ZM149 158H148L149 162L147 161L146 165L148 166V163H149V166L153 165V163L155 164V162L151 163L150 161H153V160H151ZM6 159L8 162L6 161ZM41 159L43 160V162ZM33 160H34V162L36 161L37 164L39 163L38 164L39 166L36 165V167H35V165H34L35 163H32ZM21 161H22V164H21ZM28 161H30V162H28ZM1 162L2 163L4 162L3 165ZM13 162H15V161H13ZM6 165L8 166V169H7ZM10 165H12V166H10ZM33 165L35 168L32 169ZM126 165L127 166L130 165L128 168V170L130 171V178L127 179L125 174L119 173L116 177V182H119L118 183V189L120 188L121 189L120 191L123 194V190L126 189L124 191L126 193L129 191V189L133 190V188H134L135 190H133V192L135 193V196L137 194V196H136L137 199L135 198L137 200V203L139 205H144V208H145L148 206L147 201L149 202V199H148L149 196L146 197V199H144V196L149 195L150 192L155 187V183H153L154 181H151L152 180L151 177H152L153 173L150 175V178H151L150 179L147 171L149 170L148 172L151 173L154 171L153 170L154 168H152L150 166L152 171L149 169L150 167L148 168L147 166H145V168L138 167V169H137V166H135L136 161L132 162V164H131V162L129 164V161H127ZM1 166H3L4 169ZM12 167H13V169H12ZM17 167H19V168L17 169ZM26 167L28 169H30L31 172H29L30 170L26 169ZM10 168L12 169V171ZM80 168H81V164L79 166V174H77V175L75 174L74 175L75 177L73 176L74 173L73 174L71 173L73 176L72 177L73 181H75V183L67 185V187L65 186V189H64L65 194L67 193V201H66L67 211L65 212L61 221L59 220V218H56L53 222V225H52V233L55 234V235L52 234L54 237L53 241L55 240L58 242L59 240L62 239V237H65V240H63V242H62V244L64 243V246L63 245L61 246L62 249L60 252L61 255L59 254V261H57L56 264H74L77 261L78 262L76 264H133L134 262L139 260L138 259L139 252L147 251L149 249L150 243L148 240L151 239V236L154 237V235L157 234V231H158L157 225L159 224L158 222L160 221L159 218H157L158 217L157 216V212H158L157 210L158 209L156 208V206H151V207H147L144 211H141L140 214H138V216L136 217V220L132 221V226L128 230V232L126 233V236L122 239V241L116 247L111 246L112 245V238L114 236L113 234H115L116 226L118 225V227L116 229V232H117L119 226L123 223V217L121 218L120 216H111L114 221H116V220H118V221L114 222L112 219H110L111 217H108V220L106 221L105 226L100 224L102 221L101 219H103L102 218L103 212H101L102 210L98 209V206L100 205L102 200H100V202L97 201V200L101 199V197L98 198L97 194H98V192L103 194L104 190H102L103 187H99L101 184H98L99 186L97 185V183H99L98 181L93 183L96 186L95 187L93 185L94 192L96 191L95 193L97 196V198L95 197V203L96 204H94L95 205L94 207H96V208H94V214H93V216L91 215L92 217L84 214L83 210L86 206L84 196H85V193L88 189V188L86 189V187H88V185H87V178H86V174L84 173V169L83 168L80 169ZM2 169L4 170L3 172H2ZM5 169H6V172H5ZM136 169L140 170V172L139 171L136 172ZM7 170L9 171V173ZM23 171L25 173H23ZM26 171H28L29 173H26ZM80 171H82V173H80ZM4 172L8 175L4 174ZM16 172L17 173L19 172V173L17 174ZM21 173L23 174L24 177L22 176ZM139 173H140V175H139ZM143 173L144 174L146 173V174L144 175ZM80 174H82V175H80ZM83 175H85V176H83ZM120 175H122V176H120ZM146 175H147V177H146ZM141 176H143V177H141ZM144 176H145V178H144ZM82 177H84V178L82 179ZM121 177L123 179L126 178L125 180H127L130 184L128 182L125 183L126 182L125 180L122 181L123 179ZM2 178H4V179L2 180ZM7 178L10 179L11 181H9ZM72 178H71V180H72ZM118 178H121L120 181ZM140 179H142V180L140 181ZM143 179H145V180H143ZM7 181H8V183H7ZM150 181L152 182L151 184H150ZM29 183H31V184H29ZM79 183H82L83 186L79 185ZM148 183L150 184V186H152L154 184V186H152L153 188L150 187L148 189V187H149ZM137 184H139L140 186L142 185V186L137 187V186H139ZM26 185H27V187H29V185H30V187L26 188ZM31 185H33V186H31ZM84 186H85V189L83 188ZM129 186L131 188H129ZM146 186H148V187H146ZM31 187L33 189H30ZM144 187H146L148 189V191ZM6 188H7V190H6ZM78 188H81V189H78ZM141 188L146 189L145 192H147V193L144 194V190H142ZM140 189L142 190V192ZM4 190H6L7 192ZM77 190H79V191H77ZM1 193H3V195ZM4 193L6 194V196ZM79 193L81 194V196H79L80 195ZM75 194H76V196H75ZM8 195H10V196H8ZM77 196H79V197H77ZM1 198H2L3 202L1 200ZM8 198H10L9 200H11L13 202L9 201ZM138 198L140 199V201L143 204L140 201L138 202V200H139ZM4 202L6 204H9L11 202L12 204L10 203L9 205H12V206L5 205ZM19 202L21 204H19ZM32 204L33 203H31V205ZM7 206H8V208H7ZM10 207H12L11 210H10ZM7 209L9 210V212H7L8 211ZM16 210H18L17 213H16ZM11 216L13 218H11ZM155 217L157 220L151 219V218H155ZM30 218H31L30 216H27L24 218V220H25L26 224L30 225V226L26 225V228L29 229L30 231L31 230L33 231V230H35L36 226H34V224L32 223V219L29 220ZM148 219L151 221H148ZM9 220H11V221H9ZM145 220H147V221H145ZM155 220H156V222H155ZM30 221L32 224L30 223ZM136 221L139 224L138 226H135L137 223ZM143 221H145L144 222V228L141 229ZM150 222H153V223H151V226H150ZM154 222L158 223V224H155ZM140 223H142V224H140ZM112 225L115 227L114 230L111 229V228H113ZM109 226H111V228ZM54 227H56L58 229L56 230V228H54ZM106 227H109V228L107 229ZM149 227H151V228L155 227V228L154 229L152 228V230H153L152 231L150 229L148 230ZM54 230L57 232L58 235L56 234V232ZM112 232H114V233H112ZM137 233L143 239L141 242L136 240L137 238H135V234H137ZM59 236H60V238L58 239ZM149 237H150V239H148ZM246 238L244 239V241L242 240L240 242V246L238 249H231V250L221 252L218 255V257H220V256L221 257L217 261L215 260L214 264H264V240H262L261 237H260V239L258 237L259 240L256 239L257 241L255 239L252 241L251 240L249 241V239L247 240ZM145 239L148 242L143 244ZM55 241H54V243H56ZM76 243H79V244H77V246H79L81 244L80 250L78 251L79 256H77V255L75 256L73 254ZM251 243H252V245H250ZM127 247H128V249H127ZM27 248H29V247L27 246ZM27 248H25V249L21 248L20 249L21 253L25 252L24 256L20 255L21 254V253H19L20 251L18 252L19 248L16 249V251H15L16 253L15 252L12 253V257H13L12 258V264H27L28 263L27 261H28V257H30V255H29L30 251H27V250H29L30 248L29 249H27ZM63 248L67 251L66 254H64L65 250H63ZM24 250H26V251H24ZM38 251H39L40 255H39ZM38 251H36L37 256H35V259L37 261L34 260L33 264H39V262H40V264H43L44 261L46 260V257H44V256H47L49 254L51 255V257L53 256V258L56 256V252H52V250H50L51 252L49 250H43V249L38 250ZM0 252H1V247H0ZM126 252H128V254ZM18 253H19V255H17ZM41 253L44 256H42ZM68 254H70L71 258L69 257ZM14 255H16L15 256L16 258L14 257ZM67 255H68V258L66 257ZM63 256H65L66 258H64ZM74 256H75V258H74ZM60 257L63 259H60ZM18 259L20 262L18 261ZM39 259H41V260L44 259V260L39 261ZM65 259L70 260L71 263H70V261H67L68 262L67 263L65 261ZM74 260L76 262H74ZM36 262H38V263H36ZM140 262H142L141 259L137 263L139 264Z\"/></svg>",
  "mask_w": 264,
  "mask_h": 264
}]
</instances>
